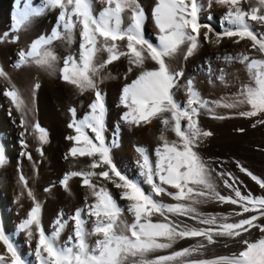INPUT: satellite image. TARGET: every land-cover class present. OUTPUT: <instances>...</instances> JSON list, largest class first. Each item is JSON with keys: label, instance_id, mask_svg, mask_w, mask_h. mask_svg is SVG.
Segmentation results:
<instances>
[{"label": "snow or ice", "instance_id": "snow-or-ice-1", "mask_svg": "<svg viewBox=\"0 0 264 264\" xmlns=\"http://www.w3.org/2000/svg\"><path fill=\"white\" fill-rule=\"evenodd\" d=\"M97 2L103 5L99 11L94 7ZM213 2L227 7L223 20L229 26L215 33V42L219 44L224 37H237L236 43L247 39L252 42L251 48L264 56V33L256 32L251 23L264 26V0H209L208 6L211 7ZM243 3L249 5L247 10L242 7ZM203 7L200 0H155L151 17L158 32L157 43L153 44L144 37L148 17L139 0H43L39 7L27 2L23 6L17 3L15 31L27 27L46 11L58 10V15L56 26L49 35L38 37L27 50L19 52L16 67L34 65L55 72L58 57L52 45L56 41L72 42L78 32V58H64L63 66L59 68L60 78L81 94L94 93L90 111L82 119H75L76 109H70L73 119L68 126L77 134L67 137L75 142V146L65 156V159L69 156L90 158L89 170L71 171L61 181L68 190L70 179L82 178V186L90 190L93 200L86 202L84 208L76 209L69 218L73 222V232L63 244L58 242L68 223L63 219V213L55 221V230L46 234L41 224V204L34 202L18 227L27 233L29 239L33 238L35 228L34 254L38 264H264V237L255 241L241 240L242 249L231 255L189 259L207 245L216 243L217 237L235 239L252 228L264 233V224L256 223L264 218V196L242 194L228 180L224 184L233 188L234 197L221 195L211 180V170L196 151L199 143L212 135L199 126L202 110L215 119H225L228 117L215 113V107L237 109L247 106V110L234 115L257 118L252 127L264 125V58L246 53L224 57L227 61L243 64L248 81L241 84L234 97L211 102L214 107L201 97L192 80L184 85L185 103L182 105L174 98L173 89L178 87L184 73L173 70L169 62L178 56L187 59L197 51L202 27L208 29L204 40L212 42L209 33L213 29L200 23ZM101 53H107V57L98 61ZM121 57L128 59L129 72L133 68L140 70L137 77L122 88L120 104L126 109L122 121L134 128L147 127L154 120L161 126L158 136L161 143L155 149L154 162L143 146H134L141 157L136 161L139 174L144 178L143 183L151 186L149 192L144 190L141 182L129 179L117 170L111 153L112 148L118 146V140L114 138L109 144L104 136L106 108L96 77ZM146 61L154 62L156 67L145 68ZM0 77L9 79L2 67ZM220 79L223 80V76ZM35 88H39V84ZM4 94L18 110L24 111V98L14 85ZM35 127L40 141L46 143V131L38 124ZM89 129L94 136L88 134ZM166 132L174 133L176 139L169 141ZM27 155L31 159V155ZM6 163L5 149L0 144V166ZM241 171L264 189V180L242 166ZM93 177L109 181L121 189V199L128 202L126 209L133 218L131 223L122 219L124 209L106 187L93 182ZM19 179L27 189L28 181L22 172ZM27 195L35 201L30 189ZM162 195L170 196L176 203H164L154 198ZM209 199L238 205L240 211H235V216L253 214L237 222H229L228 216H205L195 205ZM153 216L162 219L153 221ZM170 216L188 217L205 227L189 226L170 219ZM89 223L90 229L87 227ZM198 237L206 243L150 258L152 253L171 249L178 240ZM0 241L10 254V264H26L5 235L2 225ZM0 264H8L5 255L0 254Z\"/></svg>", "mask_w": 264, "mask_h": 264}, {"label": "bare ground", "instance_id": "bare-ground-1", "mask_svg": "<svg viewBox=\"0 0 264 264\" xmlns=\"http://www.w3.org/2000/svg\"><path fill=\"white\" fill-rule=\"evenodd\" d=\"M139 2L141 6L144 8V11H147L146 16L148 18L145 21V24H149L151 25V27H153V31L155 34L154 37L155 36L157 37L158 29L155 27L154 22L151 17V11L155 4V0H139ZM200 3L204 5L201 13L205 16L210 15V17L212 18L213 13L211 12V10H208L209 0H200ZM243 4H245L246 6H249L247 3H243ZM214 5H217V3L213 2L211 4V6L213 7ZM97 8L95 9L98 10ZM209 9H211V7ZM3 20H5V18ZM125 23H127V21H125ZM33 25L34 24H32V26ZM32 26H30L29 24L27 27L21 29L20 31H15V30L10 31L9 30L10 23L7 24V22H3L2 24H0V61L5 65V69L4 68L3 69L8 74V78H9L6 80L3 77H1V82L2 84H7L10 86L14 85L16 89H18L21 95L23 96L24 101H25V109L23 112L18 110L12 102H10V105H7V106L8 107L10 106V108L18 116L20 117L22 116L25 118V120L27 121V125L30 129V136L32 140L31 141V146H32L31 159L25 160L21 164V167L17 175L20 177V173L21 172L23 173L24 177L28 181V187L27 189L24 188V186L20 182L19 177H18V181L16 180V182L12 184L14 194L13 195L11 194V195H12L13 204L15 206V209L18 212L17 225L19 226V224L27 217L30 208L34 206V202H39L42 207L41 224L44 228L45 233L49 234V232H53L55 230V226H56L55 221L57 220L59 213L62 212L63 219L68 221L65 229L63 230L65 231L68 228L73 227V222L69 218L74 214L76 209L84 208L86 202L91 203L93 200L90 194V190L87 187L82 186V178L80 177H73L72 179H70L68 190H65V188L62 186V183H61V181L63 180V178H61L63 175L61 174L62 173L61 171L67 169L65 172L69 173V171L71 172V171L89 170L88 166L91 163L90 158L88 157L72 158L69 156L68 159H65V156L66 154L69 153L70 148L75 146L74 141L67 139V137L73 136V133L75 131V130L73 131V128H70L68 126L69 123L73 119L70 109L75 108L76 109L75 119H81V117H84L90 111L89 105L94 100V93L92 91H88V92H84L83 94H81L76 87L64 82L60 78L59 71L57 70L55 72H52L49 70H45L43 68H38L34 65H25L17 69L12 68L14 66H9L10 58L15 48H17V46H19V48L22 50H27L30 44L34 40H36V34L34 33L35 31H33V29L31 28ZM260 27L263 28V26H260ZM206 31H208L207 28L200 29V33H201L200 46L197 49V51L190 57L192 58L195 57V59L199 57L201 59V56L209 55L210 52L209 50H207L205 40H204V33ZM209 38L213 41L215 40L216 36L213 32H210ZM149 39L151 40L154 39L153 34L151 33L149 34ZM78 40H79V35L77 32V35L72 42H67V41L54 42V44L52 45V48L58 57L57 66H59V68L63 66V60L65 57L74 56L78 58V53H79L77 51ZM251 43L252 42L244 40L243 44L233 47V50L235 51L237 50V52L243 51L244 53L251 54V56H256L257 58H264V56H262L261 53L251 48ZM106 57H107V53H101L98 55V61H102L103 59H106ZM190 57H187V59H184L183 56H178L176 59L171 60L169 62L173 70L183 71L184 73V76L180 80L178 87L176 89H173L174 98L176 99L178 103L184 104L187 99L184 85L186 84L188 80L193 81V85L199 91L201 97L204 100L209 101L210 105H211V102L227 100L235 96V94L238 91L237 89L238 80L236 81L234 78H232V81L230 84L226 81V78H223V80L217 81L213 75H212L213 77H210L204 71H202L196 63H191ZM119 60L122 61L121 62L122 67L125 65L128 68L130 67L128 59L126 57H121ZM198 61L199 60H197V63ZM117 62L118 60L114 61L112 64L107 65V67L101 71L99 76L96 77L97 86L99 90L104 94H106L109 90L113 91L116 88V87L111 88V86L116 84L114 79L116 80L119 77L117 73L118 70L117 68H115V65ZM154 67H156L154 62L146 61L145 68L151 69ZM229 67L231 69L230 71H232L233 73V76L239 75L238 72L237 73L234 72V68H235L234 64L229 65ZM139 71H140L139 69L133 68L131 72L127 71L128 77L125 80H122V79L121 80L118 79V80H120L121 83L123 82L122 84L124 87V85L131 83L137 77V75L139 74ZM120 81H117V82L119 83ZM36 84H39V88H35ZM223 90H224V93H223ZM121 91L122 89L119 92V96H121ZM211 106L214 107V105H211ZM242 108H244L243 109L244 111L245 106H242L237 109H225L222 107H215V113L219 115H224V116H232L233 119L231 118L232 119L231 121L229 120L226 121L225 119H213L211 118V114H208L204 110H202L201 115L199 117V126L205 131H210L212 135L203 139L200 142V144L201 143L205 144V142H214V141H222V142L228 141L230 145L231 144L237 145L235 147H239L238 146L239 142L244 143L248 147H250L251 151H254V145H260V147L262 148L264 146V141L258 137V134L261 132V130L260 131L255 130L253 134H249V135L238 134L237 132L236 133L232 132V128L237 129L240 127L247 126L246 124H243V122H241L238 118H235L237 115H234V113L239 112V110H241ZM256 119L257 118H251L250 123L254 124L256 122ZM5 123H6V119L4 118V116L0 115V125H2L6 131ZM37 124L39 126H41V124H45L48 126V128H46L45 130L47 133L46 143L41 142L39 139L40 134L36 130V127H35ZM125 125L128 126L131 130H134V132L135 130H137V133L133 135L134 136L133 142H138L139 146H143L147 150L150 158L154 162L156 146L158 145V142L161 143V141L158 139L160 128H161L159 122L154 120L147 127H141V128H134L127 124ZM87 131L90 132V129ZM165 135L167 136L169 141L176 139L174 133L172 132H166ZM7 139H8L9 146L12 152L14 151L13 142L10 136H7ZM237 142L238 144H236ZM240 145H243V144H240ZM232 150H233L232 152L233 154L229 158L230 163L232 162V165L229 166L228 164H226L227 161H225L226 162L225 164L228 165V167L232 169L231 172H233L234 174V177L229 180V183L233 184V187H236V184L238 185L239 177H244L246 179L248 178L245 176L247 175V173L244 171H241V165L238 170L236 169L235 166H233V164L235 162H237L236 164L238 163L240 164L241 163L240 160L242 162L244 161V164H242V167L244 169H247L249 172H251L252 169L250 168L254 166V162L258 154L256 153V151H254L256 154L255 156L250 154L245 157V154L243 155L242 153L243 152L247 153L248 151L244 150L242 152L240 150L241 152H239V150L237 151L234 147H232ZM196 151L198 152L201 158L204 157L205 153L201 152L200 148L199 149L196 148ZM254 152H252V154ZM248 153H250V150ZM205 163L207 164V162ZM211 166L212 165L210 166L208 165L209 169L212 171ZM238 166L239 165H237V167ZM220 171H219L220 173H223V170H220ZM59 172L61 176L60 174H58ZM243 173H245V175ZM247 176L249 177V175ZM226 177H229V176H226ZM92 179L94 183H97V184H100L106 187L108 191L111 192L112 196L117 201V203L120 205V207L124 209L122 219L126 220L128 223H131L133 218L131 214L127 211L126 205L123 204L124 201L120 199L118 195L114 194L115 193L114 189L111 188L110 185L102 184L104 182L103 179H99L95 177H93ZM28 189L32 191L33 196L35 197V201L32 198L28 197L27 195ZM148 189L149 190L151 189L150 185L148 186ZM169 191H174V190L170 189ZM162 197L160 198L158 196L156 199L161 200L164 203H176V201H174L170 196H167L165 198H162ZM230 205L231 204L221 203L216 206V210L228 211L229 208L231 207ZM205 210L208 211V209H205ZM210 210L212 211L213 209H210ZM232 211H233V208H232ZM224 215L227 216L226 213ZM175 217L177 218V216ZM152 219L153 221H157V218H155V216H153ZM182 219H179V221H181ZM188 220H190V218ZM52 222L54 224L51 226ZM190 222H192V220ZM87 227L90 229L91 224L89 223ZM33 232L35 235L36 234L35 228L33 229ZM223 238L225 237H217L216 239L220 240ZM182 247L181 248L179 247L180 250L182 249ZM223 249H224V246H223ZM0 254L5 255L6 261L8 262V264H10V254L7 253L6 248L2 241H0ZM166 254L168 253L160 254L156 252V253H152L150 258L157 256V255H166ZM218 256H219V253H218Z\"/></svg>", "mask_w": 264, "mask_h": 264}, {"label": "rangeland", "instance_id": "rangeland-1", "mask_svg": "<svg viewBox=\"0 0 264 264\" xmlns=\"http://www.w3.org/2000/svg\"><path fill=\"white\" fill-rule=\"evenodd\" d=\"M26 2L29 4H33V6H35V7H39L42 4L43 0H0V24H2L3 22H7V24L10 23V29L9 30L10 31L14 30L15 16L17 14V3H19L21 6H23V4ZM95 4L97 5V6L96 5L94 6L95 8L99 7V8H97L98 9L97 11H99L103 7V5H101L98 2ZM219 5L220 4L217 3V5H214V7L211 6V9H209L210 7L208 8V10H211V12L213 13L212 18L210 17V15L205 16L202 13H200V23L202 25L203 24L209 25L213 29L212 32L214 34L217 32H222L225 28L229 27L225 23V21L223 20V17L225 15V13L227 12V7L222 6V5H220V7H219ZM242 5H243L242 7L245 10H247L249 7V6H246L245 4H242ZM146 13H147V11H145V14ZM57 15H58V10L46 11L43 15L35 17L31 21L30 26H32V24H34L31 28L33 29V31H35L34 33L36 34V39L40 36L49 35L51 33L52 29L56 26ZM209 17H210V19H209ZM4 18H5V20H3ZM251 23L253 24L256 32L264 33V26H263V28H261L260 27L261 25L260 26L257 25L256 22H251ZM202 28H205V27H202ZM150 33L153 34V38H154L153 40L149 39ZM154 35L155 34L153 31V27H151V25H149V24H145L144 25V37H145V39H147L149 42H151L153 44H156L157 43V37L156 36L154 37ZM237 39H238L237 37H232V38L224 37L219 44H217L215 42L216 38L211 43L205 41L207 50H209V52H210L209 55L201 56V59L199 57H197L196 59L199 60L198 63H197V60L195 59V57L194 58L190 57L191 63H196L202 71H204L210 77L214 76L217 81L221 80L220 79L221 76H223V78H226V81L229 84L231 83L232 78H234L236 81L238 80L237 81V89H239L241 84L246 83L248 81V76H247V73L245 71V67L243 64L239 63L238 61H227L224 59V57H227V56H238L240 53H244L243 51L237 52V50L236 51L233 50V47L240 45V44H243L244 40L240 41L239 43H236L235 41ZM245 40H247V39H245ZM247 41L251 42L250 40H247ZM79 43H80V40H78V46H77L78 52H79ZM13 50H14V48H13ZM21 50L22 49H20L19 46H17V48H15L14 52L12 53V56H11L10 61H9V66H14L12 68H16V69L18 68V67H16V65L18 63L19 52ZM246 54H248V53H246ZM249 55L251 56V54H249ZM252 57L257 58L256 56H252ZM121 62H122L121 60H118V62L115 65V68H117V70H118L117 73H118L119 77L116 80L114 79L116 84L111 86V88H115V87L116 88L113 91L109 90L106 94L101 92L103 94V97H104V103H105V108H106L104 136H105L106 142L109 144L112 143L114 138H116L118 140V146L113 147L112 153H111L112 161L116 165L117 170H119L123 175H126L129 179H133V180H137V181L141 182L144 190L146 192H149V191H151V189L149 190L148 189L149 185L143 183L144 178L139 174L140 169L136 163L137 160L141 159V157L135 151V148H134V145L139 146L138 142H133V137H134L133 135L137 133V130H135V132H134V130H131L128 126H126L124 124V122L121 119L122 114L124 111H126V109L123 108V106L119 104V102H120L119 92L123 87V84H122L123 82L121 83L120 80L121 79L125 80L128 77L127 71L129 69L126 65L122 67ZM0 64H2V65H0V67L5 69V65L1 61H0ZM233 64L235 67L234 72L235 73L238 72V74H239L238 76H233L232 71H230L231 69H230L229 65H233ZM125 67H127V68H125ZM213 69H214V71L215 70L216 71L214 72ZM56 70L59 71V66H56ZM227 71H228V73H227ZM118 79H120V80H118ZM117 81H120V82L118 83ZM10 87H12V86L7 85V84H2L1 77H0V115L4 116V118L6 119V123H5L6 131L3 128V126L0 125V144H2L4 149H5V155H6V159H7V163L4 166H0V225L3 226V230H4L5 235L9 237L10 242L16 248L18 254L22 257V259L24 261H26V264H38V259L35 257V254H34L35 248H36V243H37V234H35L32 239H29L26 232H22L19 230V227L17 225L18 212L15 209V206L13 204V199H12V195L14 194L12 184L14 182H16V180L18 181L19 176H17V175H18V171L21 167V164L25 160H29L27 154L32 155V146H31L32 140H31V136H30V129L27 125V121L25 120V118L22 116L20 117L17 114H15L14 111L10 108V106L9 107L7 106V105H10V102H12V101L4 93ZM223 93H224V90H223ZM6 99H8V100H6ZM9 99H10V101H9ZM243 109L244 108H242L239 111H243ZM245 110H247V106H245ZM217 115H219V114H217ZM226 117H228V118H225L226 121L227 120L231 121L233 119L232 116H226ZM82 118L83 117H81V119ZM211 118H213L212 114H211ZM235 118H238L241 122H243V124H246L247 126L240 127L237 129L232 128L233 133L237 132L238 134L249 135V134H253V132L255 130H258V131L261 130V132L258 134V137L264 141V129H263L264 125L256 124V127H252L253 124L250 123L249 118H245V117H241V116L238 117V115ZM213 119H215V118H213ZM77 120H80V119H77ZM22 121H23V123H22ZM40 128L46 130V128H48V126L45 124H41ZM146 129H148V128H146ZM239 129H243L244 131L241 132V131H239ZM73 131H74V129H73ZM75 134H77V133H75V131H74L73 136ZM88 134H90V136L95 135L94 133L91 132V130H90V132H88ZM159 134H160V132H159ZM7 136H10V138L13 142V145H14V151H12V152H11V148L9 146ZM159 144L160 143L158 142V145ZM236 144H238V142ZM240 144H243V145H240ZM231 146L234 147L237 151L239 150V152H241V151L243 152L244 150L249 152V150H250V153H248V152L242 153L243 155L245 154V157L250 155V154L255 156L256 154L254 151H256V153L258 155L255 159L254 166H252V168H250L251 167L250 166L249 168L252 169L251 173L253 175L264 180V146L261 148L260 145H254V151H251L250 147H248L244 143L239 142L238 146L239 147L241 146L239 148V147H235V146H237L235 144L230 145L228 143V141H225V142L214 141V142H205V144L199 143V146L197 148L198 149L200 148L201 152L205 153L204 157H202V160L207 162V164L209 166L212 165L211 166V169H212L211 180H212L213 184L216 186V191H218L221 195L234 197V191L232 190L233 188L226 187L224 182H223L225 180H228V182H229V180L234 177L233 172H231L232 169L228 167V165L229 166L232 165V162L230 163V160H229V158L233 154L232 153L233 150H232ZM260 149H262V150H260ZM252 152H254V153L252 154ZM225 161H227V163ZM210 162H211V164H210ZM240 162H241L240 164L239 163L236 164L237 162H235L233 164V166H235L236 169H238V170L240 168V165L242 166V164H244V161L242 162L240 160ZM225 163L228 165H226ZM237 165H239V166L237 167ZM65 168H67V167H65ZM66 170L67 169L63 170L64 172L61 171L62 172L61 174H63L61 178H64L65 174H67V172H65ZM99 170H102V169H97V171H99ZM220 170H223V174H224L223 176L222 175L220 176V174H221ZM13 173H14V175H13ZM58 174H60V172ZM61 174H60V176H61ZM228 174H230V175H228ZM243 174L245 175V173H243ZM110 175H111V173H110ZM231 175H233V176H231ZM226 176H229V177H226ZM245 176L248 179H246L244 177H239L238 185L236 184L235 188H238L241 191V193L245 194V195L248 193H251L253 196H264V189H262L254 180H252V178L250 176L249 177L247 175H245ZM14 178H16V179H14ZM102 184L110 185V187L114 189V192H115L114 194L118 195V197L121 199V189L116 188L113 183L106 181V180H104V182ZM229 184H231V183H229ZM98 185H100V184H98ZM165 187H168V186H165ZM170 189L171 188H169L168 190H170ZM162 196H164V197H162ZM162 196H159V197L160 198L161 197L162 198L167 197V195H162ZM156 198L157 197H155V199ZM127 203H128L127 201L123 202L124 205H127ZM219 204H221V203L218 201L209 199L206 202L197 204L195 207L197 208V210L200 213H203L206 216L215 214L216 216L220 217V216H226V215H224L226 213L228 217L230 216L229 222H237L238 220H240L242 218H247L248 216L253 214V213H246V214H244V216H235V215H233V212H235L236 210L240 211V208L238 205H232L231 204L230 205L231 207L229 208V210L232 211V208H233V211L230 212L229 210L228 211L216 210V206ZM225 204H230V203H225ZM205 209H208V211ZM210 209H213V210L211 211ZM59 214H58V216H59ZM221 214H223V215H221ZM233 217H234V219H233ZM155 218H157V220L158 219L161 220V217H159V216H155ZM170 218L172 220L176 219L177 221H179V219L183 218L182 219L183 221L181 220V222H183L189 226L205 227L204 225H200L198 223V221H196V220H192V219L188 220L189 218H187V217H177L176 218L175 216H170ZM191 220H192V222H190ZM53 222H52L51 226L54 224ZM256 223L264 224V218L260 219ZM72 232H73V227L68 228L67 230L63 231V233L60 234L58 242L61 244L65 243L67 241L68 237L72 235ZM50 233H52V232H49V235H50ZM261 237H264V233L260 232L258 228H252L250 232L244 233L241 237H237L235 239L226 238V237L223 239H220V240L216 239L217 240L216 243L207 245L199 253L194 254L189 259H207V257H208V259H209V257L211 259L213 257H218V253H219V256H225V255H230L232 253H237L243 247V245L240 243L241 240L249 239V240L255 241ZM94 239H95V237L92 238V241H94ZM201 242L206 243L205 241H203V238H201V237L190 238V239H181V240H178L173 245V247H172L173 250L168 249V251L164 250V251H160L158 253H160V254L161 253H163V254L168 253L169 254L170 251L173 252V251L180 250V248L182 246H184V247H182V249L183 248H191V247H194ZM223 246H224L225 250L223 249ZM220 253H222V254H220Z\"/></svg>", "mask_w": 264, "mask_h": 264}]
</instances>
